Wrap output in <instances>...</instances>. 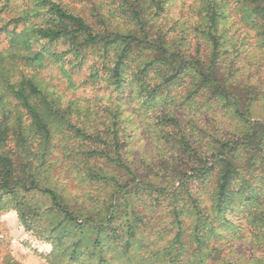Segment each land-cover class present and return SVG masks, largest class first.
<instances>
[{"label": "trees", "instance_id": "obj_1", "mask_svg": "<svg viewBox=\"0 0 264 264\" xmlns=\"http://www.w3.org/2000/svg\"><path fill=\"white\" fill-rule=\"evenodd\" d=\"M110 1L91 25L60 3L34 0L43 24L15 33L11 48L27 52L30 67L53 64L70 83L66 63L79 68L90 52L101 67L89 80L115 92L128 83L171 155L141 175L117 116L103 130L79 127L42 82L4 69L0 212L14 211L26 232L51 244L53 264H239L223 254V239L238 230L231 217L242 216L264 248V81L245 72L254 57L244 50L264 57V0H198L197 19L180 31L163 21L169 0ZM56 130L92 190L82 201L51 180Z\"/></svg>", "mask_w": 264, "mask_h": 264}, {"label": "rangeland", "instance_id": "obj_2", "mask_svg": "<svg viewBox=\"0 0 264 264\" xmlns=\"http://www.w3.org/2000/svg\"><path fill=\"white\" fill-rule=\"evenodd\" d=\"M33 1L0 0V71L9 69L10 75L16 79L24 76L38 79L60 100L62 108L69 110V118L79 127L89 128L88 125L91 124L96 130H103L113 117L117 116V128L121 132V139L125 142L124 151L128 154V160L136 164L141 175L156 174L161 170V165L165 163L171 152L164 141L159 140L153 132V119L150 115L152 112L141 109V101L135 98L134 89L128 83L120 92H115L103 80L92 83L89 80L91 68L94 65L99 68L101 63L90 52L79 68L73 69L66 63L65 68L72 75L74 85H71L72 83L53 64L45 63L41 68L30 67L26 61L27 52L12 50L15 33L43 24L41 19L33 15ZM52 1L60 3L70 13L79 15L91 25H95L101 16H107L111 3L110 0ZM196 5L198 0H169L163 21L170 28L176 25L178 31L180 28L186 29L197 19L192 9ZM237 29V27L232 28L230 33L233 34V31ZM247 32L242 28L239 34L243 38ZM39 49L40 47H36L34 51ZM56 50L63 52L66 47L59 44ZM244 50H248L254 57V66L249 63V66L246 65L245 72L250 73L249 76L254 83L264 81V57L256 50L248 48ZM104 75L105 73L101 71V76ZM12 112V119L9 122L14 125L18 114L14 110ZM258 113L261 114L259 110ZM23 120L26 125L29 123L25 115ZM56 131L48 159L51 180L57 182L58 187L66 194L82 201L87 197L86 195H91L92 190L80 178L78 179L73 171L74 158L66 155L64 137L59 130ZM68 136L71 137V135ZM231 219L237 223L238 230L234 235L223 239L222 243L225 244L223 254H232L231 256L239 259V264H264V248L254 245L255 239L247 221L242 216L231 217ZM52 250L51 244L37 241L26 232L14 211L6 208L0 212V264H53Z\"/></svg>", "mask_w": 264, "mask_h": 264}]
</instances>
